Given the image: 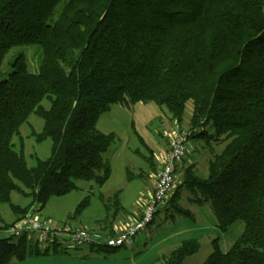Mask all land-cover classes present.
I'll return each instance as SVG.
<instances>
[{
    "label": "trees",
    "instance_id": "trees-1",
    "mask_svg": "<svg viewBox=\"0 0 264 264\" xmlns=\"http://www.w3.org/2000/svg\"><path fill=\"white\" fill-rule=\"evenodd\" d=\"M33 42L40 47L37 71L19 53L0 79V203L14 215L0 224V264L58 249L56 238L40 250L34 232L9 229L32 217V206L41 210L51 197L77 189L79 180L102 186L111 174L104 155L115 134L97 128L99 116L113 104L149 102L165 110L172 128L186 132V143L198 141L190 159L185 143L176 183L154 213L162 206L193 220L180 205L187 191L188 201L210 208L218 231L243 224L226 251L214 238L201 264H264V0H0V64L11 46ZM30 114L42 119V128L29 135L50 141L49 156L35 158L33 166L19 137ZM149 163L153 192L161 161ZM12 191L29 204L12 203ZM104 202V218L94 221L99 230L124 210L117 193ZM88 203L85 196L68 220L78 219ZM198 248L197 239L182 240L159 264H181Z\"/></svg>",
    "mask_w": 264,
    "mask_h": 264
},
{
    "label": "rangeland",
    "instance_id": "rangeland-1",
    "mask_svg": "<svg viewBox=\"0 0 264 264\" xmlns=\"http://www.w3.org/2000/svg\"><path fill=\"white\" fill-rule=\"evenodd\" d=\"M19 53L24 55L28 70L37 71L40 59L39 44L33 42L30 45H14L8 49L0 64V79L10 71V63ZM42 102L46 105L45 100ZM189 111L188 105L186 115ZM41 128L42 119L34 114H30L27 121L19 127L23 155L28 166L35 164V158L44 159L50 154L48 139L35 142L29 135L31 129L40 131ZM97 128L101 132L115 134V141L104 155L111 166L108 180L102 186L79 180L77 189L51 197L41 210L36 211L37 205L32 206L29 211L32 217L45 221L51 227L67 221L76 225L81 221L84 223L82 226L97 229L98 225L94 221L104 218V201L115 193L124 207L117 217L118 220L131 221L143 210L153 188V171L149 160L158 166L166 148L167 134L172 128L165 110L152 102L136 103L130 108L113 104L108 112L99 116ZM13 141L18 146V139L14 138ZM195 145H198L196 140L190 139L186 143L189 159L196 154ZM220 148L214 147V150L218 151ZM203 160V157L197 159L199 167L204 163ZM126 170L132 174L131 178H128L130 173ZM199 170L205 174L206 164ZM177 177L178 175L176 179ZM188 195L190 194L187 191H182L180 205L193 214V220L179 212H166L162 206H158L153 220L135 234L133 244L123 245L113 251H95L84 243L71 244L63 240L58 241L56 251L50 247L47 254L31 253L24 260L12 259L7 264H159L162 255L168 254L180 241L192 238L198 240L199 248L184 257L181 264H201L212 251L214 238L217 239L219 248L226 251L238 233L233 226L225 232L218 231L210 208L188 201ZM85 196L89 197V203L80 217L68 220V214ZM100 196L104 200H100ZM10 200L20 206H26L30 202L29 197L15 191L11 192ZM13 219L14 215L8 203H0V224L11 223ZM236 223L242 224V221ZM1 235L8 236L9 232L4 231ZM34 237L38 240L37 246L40 250L52 246L51 242H42L35 234ZM35 245L31 242L28 249L33 251Z\"/></svg>",
    "mask_w": 264,
    "mask_h": 264
},
{
    "label": "built area",
    "instance_id": "built-area-1",
    "mask_svg": "<svg viewBox=\"0 0 264 264\" xmlns=\"http://www.w3.org/2000/svg\"><path fill=\"white\" fill-rule=\"evenodd\" d=\"M168 136V148L161 156V163L155 173L154 190L145 202L140 219L127 226L115 236L107 237L98 231L83 228H72L68 225L52 228L46 222L33 217H25L17 221L9 231L15 235L28 230L34 232L42 242L66 241L71 244L84 243L86 245H104L107 247H120L133 244L135 234L152 221L155 207L169 195L175 184V164L181 160L186 143V132L178 130L175 125Z\"/></svg>",
    "mask_w": 264,
    "mask_h": 264
},
{
    "label": "crops",
    "instance_id": "crops-1",
    "mask_svg": "<svg viewBox=\"0 0 264 264\" xmlns=\"http://www.w3.org/2000/svg\"><path fill=\"white\" fill-rule=\"evenodd\" d=\"M141 213H142V210L138 213L137 216H134V219L131 220V221H125L124 219H122V221H121V220L116 219L110 225V227H107L105 229L106 231L105 230H99V229H96V230H99L100 233L103 234V235H106L108 232H110V230H113L115 233H118L119 231H122L127 226H130L131 224H133L138 219V217L141 215ZM65 223H67V222L57 224L56 226H53V227H58L59 228V227H61ZM82 225H84V223H82L81 221H79L78 224H76V225L75 224H71L70 226H72L74 228H85V229H89V228H86L85 226H82ZM232 228H235L236 229V232L238 234H240L241 231H242V229H243V224H241V223H235V224H233V227Z\"/></svg>",
    "mask_w": 264,
    "mask_h": 264
}]
</instances>
